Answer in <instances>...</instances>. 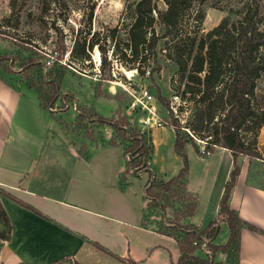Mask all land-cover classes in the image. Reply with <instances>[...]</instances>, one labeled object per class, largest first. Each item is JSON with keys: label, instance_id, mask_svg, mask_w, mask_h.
<instances>
[{"label": "crops", "instance_id": "1", "mask_svg": "<svg viewBox=\"0 0 264 264\" xmlns=\"http://www.w3.org/2000/svg\"><path fill=\"white\" fill-rule=\"evenodd\" d=\"M101 111L96 109L103 117L116 113ZM59 124L35 89L0 76V201L12 224L11 237L0 248V264H130L165 248L161 238L171 237L143 224L147 199L130 186L131 174L121 182L126 143L115 139L111 144L113 125L105 123L88 138L83 133L75 137ZM166 126L147 130L153 141L149 169L164 180L183 165L174 148L175 130ZM186 150L187 190L197 198L196 212L187 221L205 228L220 216L235 158L224 147L208 155L192 144ZM237 162L240 174L230 206L264 231V165H259L264 160L239 155ZM228 239L229 227L222 222L214 243ZM225 254L219 251L215 257ZM239 264H264V232L247 225L241 229Z\"/></svg>", "mask_w": 264, "mask_h": 264}, {"label": "trees", "instance_id": "2", "mask_svg": "<svg viewBox=\"0 0 264 264\" xmlns=\"http://www.w3.org/2000/svg\"><path fill=\"white\" fill-rule=\"evenodd\" d=\"M204 1L139 0L129 5L133 20L125 28L127 40L123 47H114L116 55L121 53L118 58L133 63L135 68L143 72V65L151 62L157 64V69L161 68L157 51L163 40L167 46L163 50L167 49L168 57L177 63L178 71L173 78L175 95L193 105V112L186 122H182L181 117L167 105L171 117L168 123L175 130L174 148L183 160L179 173L168 180L157 178L148 165L153 143L148 146L146 138L131 129L126 120L118 123L116 118L95 115L99 121L113 125L117 135L129 142L125 147L126 169L121 174V182L125 183L134 169L149 171V179L145 185L146 208L165 210V203H183V208L168 221L166 227L160 224L156 228L158 233L167 235L176 242L179 255L172 264H234L227 261L216 262L213 257L219 251L235 252V264H239L241 229L247 225L253 230L264 232L243 220L229 202L240 174L237 157L246 155L264 159L259 147V136L264 126V92L260 88V81L264 77V12L258 6L250 5L238 13L241 18L233 20L231 11L218 25L199 36L205 14L201 8L194 10V7ZM160 2H163V8L160 7ZM93 12L92 10L89 14L91 21ZM112 32L111 36L114 37L120 29L114 27ZM82 33L81 30L75 39L72 56L74 60L84 63L90 59L89 51L99 42L95 40L97 31L92 37L81 35ZM99 46L102 62L107 64V48ZM5 60L6 56L0 55V67ZM154 70L156 69L153 68L152 71ZM47 74L50 75V71ZM42 81L40 86L30 83L29 87L37 91L40 104L54 113L53 105L59 97L58 82L54 77L49 79L44 76ZM99 89L98 82L95 85L96 94L101 93ZM63 98L74 101L71 94H64ZM64 104L66 109L68 104L66 101ZM76 107V121L81 128L86 129L87 137L91 138L94 134L89 127L92 121L91 108L86 105ZM61 123L67 128V122L61 120ZM185 128L188 130L184 131ZM194 138L206 142L207 152L224 147L235 158L234 169L220 200L219 215L222 218L212 220L205 228L187 221L196 212L197 198L187 190L190 163L186 146L192 143L202 153ZM111 144H116L115 138L111 139ZM131 153L132 158L129 157ZM2 192L0 188V193ZM0 222L4 228L0 229V239L9 240L12 224L1 201ZM222 222L229 227V239L225 244L219 245L214 241L221 233ZM143 224L148 225L146 214ZM198 248L207 250L206 257L196 253ZM227 259L230 260L229 254ZM74 264L78 262L74 261ZM122 264L128 262L122 261ZM130 264L138 263L132 261Z\"/></svg>", "mask_w": 264, "mask_h": 264}, {"label": "rangeland", "instance_id": "3", "mask_svg": "<svg viewBox=\"0 0 264 264\" xmlns=\"http://www.w3.org/2000/svg\"><path fill=\"white\" fill-rule=\"evenodd\" d=\"M138 1L0 0V55L6 56L0 67V76L7 77L13 83H24L27 87L30 83L42 85L43 76L49 79L56 78L59 86V97L53 105L56 123L63 126L61 120L67 122V128L64 126L63 128L75 137H79L82 133L84 136L86 134V129L81 128L76 121L78 115L76 105H86L91 108L92 121L89 127L92 131L101 132L100 127L105 125V122L97 119L96 109L102 110L105 115H110L113 111L116 112L114 116L101 117L116 118L118 123L126 120L129 127L145 137L148 146L151 145L152 137L147 130H143L140 119L144 113L140 109L131 110L133 93H138L142 87H148L156 96L154 105L157 114L169 129L168 122L171 117L167 105L181 117L182 122H186L191 116L193 105L175 95L173 78L178 71V65L168 57V50H163L167 47L163 40L159 43L157 51L160 69H157L156 63L151 62L148 65L144 64L141 72L133 63L118 58L121 53L116 55L114 47L124 46L128 37L125 28L133 20L129 5ZM250 5L258 6V9L264 12V0H205L200 5L196 4L194 10L201 8L205 14L198 35L201 36L202 33L214 28L231 11H233V20L241 18V14L238 13ZM160 7H164L163 2H160ZM92 10L94 12L91 21L89 14ZM114 27H118L120 32L112 37ZM81 30L83 31L81 35L89 37L97 31L95 40L99 42L89 51L90 59L84 63L74 60L72 56L75 39ZM99 45L107 48V64L102 62ZM153 68L156 70L152 71ZM49 71L50 75L47 74ZM98 82L100 94L95 92V85ZM260 88L264 92V77L260 81ZM64 94H71L74 101L63 98ZM65 101L68 104L66 109ZM113 138L124 141L117 135L116 130ZM195 141L201 151L206 149L204 140L195 139ZM125 143L128 145L129 142L125 141ZM259 147L264 157V128L259 136ZM259 165H264V162H259ZM251 170L253 176V167ZM149 174V171H143L139 175L131 174L130 186L138 193L140 199L145 195ZM165 205V210L155 207L146 208L148 224L156 228H159L160 224L166 227L168 221L183 208V203L177 201ZM221 218L222 216L218 217L220 220ZM161 239L166 247L151 251L149 256L142 259H136L138 264H172V261L177 260L179 253L174 239L166 237ZM3 242L4 240L0 239V248ZM196 253L202 257L206 254L202 248H198ZM227 254L230 260L224 255L213 259L215 258L216 262L237 263L235 252L225 255Z\"/></svg>", "mask_w": 264, "mask_h": 264}, {"label": "built area", "instance_id": "4", "mask_svg": "<svg viewBox=\"0 0 264 264\" xmlns=\"http://www.w3.org/2000/svg\"><path fill=\"white\" fill-rule=\"evenodd\" d=\"M134 100L131 104V110L140 109L144 114L141 116L143 130L153 129L155 127H163L165 123L157 114V108L154 105L156 96L148 87H142L138 93H133ZM202 154H210L206 149L201 151Z\"/></svg>", "mask_w": 264, "mask_h": 264}, {"label": "water", "instance_id": "5", "mask_svg": "<svg viewBox=\"0 0 264 264\" xmlns=\"http://www.w3.org/2000/svg\"><path fill=\"white\" fill-rule=\"evenodd\" d=\"M129 157L132 158V153L129 155ZM138 172H139L138 169H134V170H133V174H134V175H137Z\"/></svg>", "mask_w": 264, "mask_h": 264}]
</instances>
